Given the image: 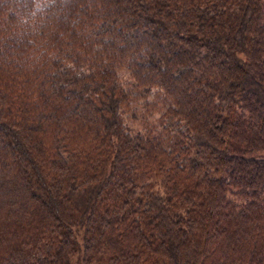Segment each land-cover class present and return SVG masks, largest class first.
I'll return each instance as SVG.
<instances>
[{
  "label": "trees",
  "instance_id": "trees-1",
  "mask_svg": "<svg viewBox=\"0 0 264 264\" xmlns=\"http://www.w3.org/2000/svg\"><path fill=\"white\" fill-rule=\"evenodd\" d=\"M0 264H264V0H0Z\"/></svg>",
  "mask_w": 264,
  "mask_h": 264
}]
</instances>
